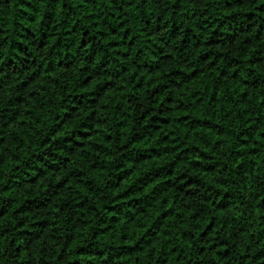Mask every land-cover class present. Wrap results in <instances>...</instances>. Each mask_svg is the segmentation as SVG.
Listing matches in <instances>:
<instances>
[{"label": "trees", "instance_id": "1", "mask_svg": "<svg viewBox=\"0 0 264 264\" xmlns=\"http://www.w3.org/2000/svg\"><path fill=\"white\" fill-rule=\"evenodd\" d=\"M0 264H264V0H0Z\"/></svg>", "mask_w": 264, "mask_h": 264}]
</instances>
